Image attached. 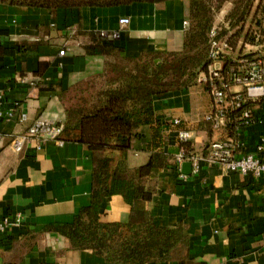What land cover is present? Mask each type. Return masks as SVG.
Returning <instances> with one entry per match:
<instances>
[{"label": "crops", "instance_id": "obj_1", "mask_svg": "<svg viewBox=\"0 0 264 264\" xmlns=\"http://www.w3.org/2000/svg\"><path fill=\"white\" fill-rule=\"evenodd\" d=\"M189 5L190 0H163L46 8L0 1V91L5 108L20 103L13 118L0 119V264H133L107 260L91 247L75 248L57 229L92 203L89 146L32 137L17 150L11 141L38 117L63 124L67 106L80 101L83 90L115 75L109 57L89 53V44L121 32V54L127 56L179 49ZM232 5L227 1L216 12L214 26L225 22ZM124 17L130 19L126 24L120 22ZM244 43L242 35L238 46H232L235 54L244 53L249 44ZM199 76L190 86L155 95L161 137H153L155 124L143 125L127 153L130 167L146 163L157 142L156 150L169 154L148 184L153 195L146 206L156 224L181 227L186 237L183 257L142 264H264V175L230 170L220 162L210 165L205 159L195 171L190 160H176L182 148L179 129L191 131L197 155H204L217 136L205 119L213 110L209 82ZM237 90L242 87H231ZM252 106L256 118L234 137L239 142L236 155L253 153L264 161V98ZM131 209L119 193L100 205L105 221H126Z\"/></svg>", "mask_w": 264, "mask_h": 264}, {"label": "trees", "instance_id": "obj_2", "mask_svg": "<svg viewBox=\"0 0 264 264\" xmlns=\"http://www.w3.org/2000/svg\"><path fill=\"white\" fill-rule=\"evenodd\" d=\"M0 1L46 8H83L163 0ZM227 1H232L233 5L225 22L216 27V37L227 36L233 47L238 46L242 35L245 43H255L259 39L264 44V38L260 39V34L258 38V31L253 29L257 23L264 30V0H190L188 26L179 49L142 51L137 56H127L121 54L124 51L121 32L118 37L102 36L99 42L87 46L89 53L109 57L115 75L102 81L103 84L97 81L100 84L94 88L83 90L81 100L67 106V117L59 134V138L65 141L87 144L94 161L92 203L80 208L72 221L57 225V229L69 237L73 247H91L107 260L133 264L173 260L185 255L186 237L181 227L156 224L146 206L153 195L148 184L166 164L169 154L163 149L156 150L157 142L146 163L130 167L127 153L132 148L134 136L141 135L139 128L143 125L155 124L153 137H161L163 121L156 116L155 95L190 86L202 72H207L212 63L209 48L215 14ZM251 14V26L245 28ZM259 14L262 18H258ZM255 54L252 51L239 56L252 58ZM222 61L224 68L237 63L229 56H224ZM256 102L246 99L230 111L233 118L228 125L230 135L236 137V126L242 121L243 109ZM180 143L186 156L195 153L190 139ZM209 145L210 142L204 155ZM116 193L122 194L131 204L130 216L126 221H105L100 205L105 197Z\"/></svg>", "mask_w": 264, "mask_h": 264}, {"label": "built area", "instance_id": "obj_3", "mask_svg": "<svg viewBox=\"0 0 264 264\" xmlns=\"http://www.w3.org/2000/svg\"><path fill=\"white\" fill-rule=\"evenodd\" d=\"M129 21L130 19L127 17L120 19V22L123 24ZM216 34V26H214L211 30L213 38L209 48V57L212 59V63L208 72L200 74L199 79L209 82V91L213 98V110L205 115V119L211 122L217 136L211 140L205 155L192 153L186 156L184 149L181 148L176 154V160L178 163L186 159L190 160L193 163L195 171L199 169L200 160L205 159L210 165L220 162L230 170L264 175V161L260 157H257L253 153L236 155L239 142L229 134L228 130V125L230 122H233L230 111L234 107L240 106L246 99L258 101L264 97V58L258 54H255L252 58L235 54L229 40L226 37L217 38ZM111 35L114 36L117 33ZM257 36L259 38V34ZM60 53H65V48L61 49ZM224 56L232 57L237 63H232L226 68L216 66V62L222 61ZM233 85H240L242 90L231 91ZM19 105L20 103L16 102L13 106L5 108L3 106V94L0 91V119L8 120L13 118L17 113ZM240 118L242 121L236 126L237 132L243 126L255 120L256 116L253 106L244 108ZM19 119L22 120L21 117ZM179 121V119L174 120L175 123H179ZM62 128L63 124H55L43 117H38L26 132L15 135L12 138L11 144L17 150H20L25 142L32 137L63 143L64 140L59 138ZM177 137L179 141L189 140L191 138V131L179 129ZM259 147L262 148V145Z\"/></svg>", "mask_w": 264, "mask_h": 264}, {"label": "rangeland", "instance_id": "obj_4", "mask_svg": "<svg viewBox=\"0 0 264 264\" xmlns=\"http://www.w3.org/2000/svg\"><path fill=\"white\" fill-rule=\"evenodd\" d=\"M256 4V3H255ZM253 8H255V5H254V7ZM251 18H252V14L251 15H249L248 16V25H247V28H249L250 26H251V22H250V20H251ZM258 18H262V14H259L258 15ZM263 27H264V21H263ZM253 29L254 30H256V31H258V34H260V39H263L264 38V30H262L260 27H259V25H257V23L255 24L254 23V25H253ZM249 44L248 45H244V47H245V49L243 50L244 51V53H246V52H252V51H254V53H256V54H258V55H260V56H262L263 58H264V44L263 43H261V40L259 41V39L258 40H256V42H255V44H254V46L252 45V47H251V44L252 43H250V42H248ZM245 44V43H244ZM240 45H241V43H240ZM239 45V46H240ZM243 45V44H242ZM239 49V48H238ZM243 49V48H242ZM237 53H240V52H237ZM239 55V54H238ZM78 100H75L73 103H76Z\"/></svg>", "mask_w": 264, "mask_h": 264}, {"label": "water", "instance_id": "obj_5", "mask_svg": "<svg viewBox=\"0 0 264 264\" xmlns=\"http://www.w3.org/2000/svg\"><path fill=\"white\" fill-rule=\"evenodd\" d=\"M183 164L186 165V166L188 165V166L191 167V162H189V161H186V162H184ZM190 167H189V168H190Z\"/></svg>", "mask_w": 264, "mask_h": 264}]
</instances>
